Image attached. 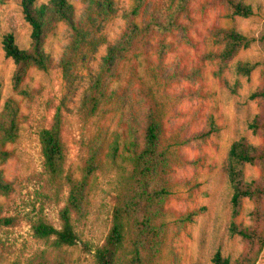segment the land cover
<instances>
[{
	"label": "rangeland",
	"instance_id": "1",
	"mask_svg": "<svg viewBox=\"0 0 264 264\" xmlns=\"http://www.w3.org/2000/svg\"><path fill=\"white\" fill-rule=\"evenodd\" d=\"M22 0H5L0 4V111L8 99L19 104V138L4 149L9 156L0 159V171L14 190L0 193V213L12 217L14 224H0V264H29L41 258L44 264H97L96 251L112 225V212L122 176L129 164L118 156L117 166L106 160L104 169L94 178L88 213L74 219L78 241L72 246L54 248L37 237L32 226L45 220L60 228V211L66 203L68 189L58 190L44 164L40 132L50 127L57 107L62 105L66 144V172L80 177L88 145L98 140L106 158L113 147L122 144L126 120L142 124L147 104L140 94L142 80H151L150 68L157 63L155 48L142 54V62L130 55L120 64V77L111 82L120 94L118 101L103 105L101 111L88 116L83 101L99 73L109 45L115 43L126 28L125 13L133 0H69L75 7L73 23L60 21L47 32L44 41L51 55L48 70L31 65L18 89L14 86L17 65L7 57L3 39L12 33L21 48H30L32 27L25 19ZM47 2L48 0H38ZM155 1V0H151ZM255 14L245 18L232 16L218 0H191L189 12L182 15L186 27L167 38L172 48L161 66L166 74L177 67L192 78H178L166 87V93L178 96L174 110L165 121L168 132L182 128L191 135L201 131L212 116L219 131L205 141H191L179 150L185 163L170 175L172 195L166 203L171 221L170 233L159 264H217L215 254L237 258L245 249L244 240L231 233V225H250L254 202L246 198L241 212L233 216L232 188L227 174L231 144L242 137L264 145V135L254 133L249 123L256 115L264 117V103L250 94L264 83V0H245ZM146 7L138 21L147 16ZM234 27L254 38L248 48L223 66L218 53L215 28ZM158 38L153 40L156 44ZM255 64L249 73L240 72L241 63ZM1 149V147H0ZM262 174L258 165L247 164L248 180ZM197 210L193 221L175 224L179 216ZM254 264H264V240Z\"/></svg>",
	"mask_w": 264,
	"mask_h": 264
},
{
	"label": "trees",
	"instance_id": "2",
	"mask_svg": "<svg viewBox=\"0 0 264 264\" xmlns=\"http://www.w3.org/2000/svg\"><path fill=\"white\" fill-rule=\"evenodd\" d=\"M225 5L232 16L251 17L255 14L253 5L245 0H218ZM5 0H0L3 4ZM191 0H133L131 9L125 13L126 28L117 41L108 46L104 61L89 95L83 101L88 116L97 115L103 105L118 101L120 94L111 82L120 77V64L130 55L142 62V54L155 48L157 63L150 68L151 80H142L140 94L147 110L142 124L132 119L126 120L123 154L115 146L110 155L103 156L100 142L95 140L88 145L87 156L80 177L66 172V144L63 136L65 120L62 105L57 107L50 127L40 132V143L44 164L52 183L58 190L68 189L66 203L60 211L61 227L39 220L33 226L34 234L49 241L54 248L72 246L78 241L74 228V219L86 217L90 197L94 189V178L104 169L106 160L117 166L118 156L123 155L129 166L122 176L117 200L112 212V225L104 242L96 251L97 264H159L165 249L171 221L167 217L166 203L172 195L170 175L174 168L186 161L180 154L182 146L191 141H205L219 131L212 116L204 129L187 135L184 128L168 132L165 121L167 114L174 110L178 96H169L166 87L178 78H192L196 73H184L175 68L166 74L161 63L172 43L167 42L169 35L177 30L185 32L181 16L189 12ZM150 5L144 20L138 21L143 10ZM22 11L32 27L30 48H21L15 42L14 35L4 36L3 45L7 57L14 59L17 68L14 74V86L20 83L29 66L35 65L48 70L51 55L44 47L47 32L60 21L73 23L76 17L74 5L69 0H22ZM216 43L223 46L218 57L225 66L230 59L243 49L248 48L254 38L240 30L218 27L212 31ZM158 38L156 44L153 40ZM255 64L241 63L240 72L249 73ZM1 97V83H0ZM250 98L264 103V83L250 94ZM19 104L8 99L0 111V159L9 156L6 144L19 138ZM254 133L264 135V117L259 114L249 123ZM247 164L258 165L262 174L248 180L245 176ZM227 174L232 188V212L238 216L246 198L254 202L250 212V225H231V233L239 235L245 242V249L237 258L215 254L217 264H254L264 240V145L251 143L246 137L235 140L229 149ZM14 190L12 183L0 171V193L8 195ZM197 210L179 216L174 223L185 225L193 221ZM0 224H14L12 217L0 213ZM41 258L31 259L29 264H44Z\"/></svg>",
	"mask_w": 264,
	"mask_h": 264
}]
</instances>
